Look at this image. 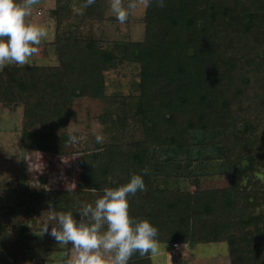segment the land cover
<instances>
[{"label": "trees", "instance_id": "trees-1", "mask_svg": "<svg viewBox=\"0 0 264 264\" xmlns=\"http://www.w3.org/2000/svg\"><path fill=\"white\" fill-rule=\"evenodd\" d=\"M69 1L55 0L52 9L58 64L2 68L0 104L23 106L22 148L67 154L83 151L73 148L67 129L76 115L74 101L101 100L98 119L109 138L102 144L94 138L87 151L103 160L104 182L91 170L82 175L86 184L76 188H8V202L0 201V264H25L29 240L58 244L43 234L44 221H37L42 213L70 210L79 219L83 203L145 167L146 187L131 198L130 212L158 227L159 242H225L229 264H264V214L252 208L264 203V0H165L163 7L146 0L144 39L116 40L112 48L79 38L80 25L60 30L72 15ZM108 2L95 0L83 18L103 20ZM122 61L139 64L138 92L107 94L105 72ZM160 156L170 162L165 168L178 173L197 161L220 162L227 185L163 187L156 175L164 169L154 164ZM51 227L49 222V232ZM64 246L69 253L71 243ZM151 257L136 252L129 264H152ZM67 260L41 257L32 264Z\"/></svg>", "mask_w": 264, "mask_h": 264}, {"label": "rangeland", "instance_id": "rangeland-1", "mask_svg": "<svg viewBox=\"0 0 264 264\" xmlns=\"http://www.w3.org/2000/svg\"><path fill=\"white\" fill-rule=\"evenodd\" d=\"M69 2L72 15L70 20L62 23L61 31L68 28L75 29L77 25H80L76 31L77 36L96 39L103 48H112L116 40L138 42L144 39L146 0H136L138 5L136 10L124 23L119 22L111 12L110 0L103 20L84 19L85 3L80 0H70ZM55 5V0H39L38 4L32 8L31 16L28 19L45 26L48 36L42 39L38 46V53L26 65L52 66L58 64V56L53 44L57 26V19L52 14ZM105 79L107 94L115 92L125 95L137 93L140 66L136 62L122 61L105 72ZM104 106L105 104L99 99L77 98L73 106L76 115L71 118L67 129L73 136L77 137L75 141H71L73 148L75 150L82 148L83 151L55 154L22 148L20 140L23 106L20 105L13 110L0 104V201L3 200V203H7L8 199L5 196L7 189L20 184L33 190L39 188H76L80 184H86V179L82 175L91 172V170L99 174L102 177L101 181L104 182L103 160L93 159L87 151L95 145V135L102 134L104 140L109 138V135L102 131L103 125L98 119L104 110ZM177 153L173 152L171 157H178L177 160H180L178 163L185 165L183 155ZM193 153L195 157L199 155L197 151H193ZM154 164L163 168L164 174L169 168H165L164 165L170 166V162L166 161L164 156L156 158ZM179 169V173L175 172L174 168H169L170 172L165 176H162L163 173L156 175V183L163 187L190 190L227 185L226 175L219 172V170L224 169L220 162L214 165L207 164L202 160ZM206 169L214 172L207 176L203 175ZM191 170L199 171L201 175L195 174ZM252 208L257 213L264 214L263 202L254 205ZM46 218H48L46 213H42L37 221L41 223ZM35 226L33 225L32 228ZM64 247V244L45 245L41 241L29 240L26 244L23 263L32 264L41 257L55 261L60 258L70 259L75 255V249L72 246L69 253L64 251ZM169 248V243L158 242V251L155 254L151 253L152 264H229L225 242L182 244L177 248L176 253H172L173 255L170 254Z\"/></svg>", "mask_w": 264, "mask_h": 264}, {"label": "clouds", "instance_id": "clouds-1", "mask_svg": "<svg viewBox=\"0 0 264 264\" xmlns=\"http://www.w3.org/2000/svg\"><path fill=\"white\" fill-rule=\"evenodd\" d=\"M38 2L0 0V68L29 64L42 39L47 38V28L28 19ZM94 3L95 0H85V7ZM157 3L163 7L165 0ZM137 6L136 0H110V10L121 23L128 20ZM76 139L72 136L73 141ZM95 140L102 144L104 136L97 134ZM148 171L145 167L132 173L127 182L105 187L102 196L92 203H83L77 210L79 219L69 210L44 221L43 234L48 233L61 245L71 243L75 249V255L65 264H129L136 252L144 256L158 251V227L150 219L134 217L130 212L131 198L145 190L144 175Z\"/></svg>", "mask_w": 264, "mask_h": 264}, {"label": "built area", "instance_id": "built-area-1", "mask_svg": "<svg viewBox=\"0 0 264 264\" xmlns=\"http://www.w3.org/2000/svg\"><path fill=\"white\" fill-rule=\"evenodd\" d=\"M178 247H179V245L177 243H173L172 244V248L170 250L171 253H175Z\"/></svg>", "mask_w": 264, "mask_h": 264}, {"label": "crops", "instance_id": "crops-1", "mask_svg": "<svg viewBox=\"0 0 264 264\" xmlns=\"http://www.w3.org/2000/svg\"><path fill=\"white\" fill-rule=\"evenodd\" d=\"M171 248H172V246L170 245L169 252H170L171 255H173V254L171 253V251H170ZM178 248H179V247H178ZM176 252H177V250H176ZM176 252H175V253H176Z\"/></svg>", "mask_w": 264, "mask_h": 264}]
</instances>
